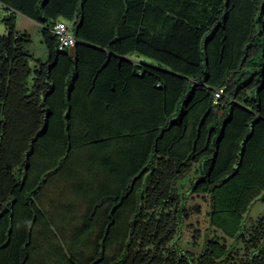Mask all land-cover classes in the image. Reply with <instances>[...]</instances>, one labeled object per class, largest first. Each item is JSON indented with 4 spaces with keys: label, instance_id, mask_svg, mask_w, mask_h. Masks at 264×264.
I'll return each instance as SVG.
<instances>
[{
    "label": "trees",
    "instance_id": "obj_1",
    "mask_svg": "<svg viewBox=\"0 0 264 264\" xmlns=\"http://www.w3.org/2000/svg\"><path fill=\"white\" fill-rule=\"evenodd\" d=\"M0 3L42 25L49 51L34 59L2 19L0 264H30L38 228L60 264H264V218L245 220L264 193V0ZM58 181L86 205L69 236L37 203ZM190 194L220 232L198 254L175 240Z\"/></svg>",
    "mask_w": 264,
    "mask_h": 264
},
{
    "label": "rangeland",
    "instance_id": "obj_2",
    "mask_svg": "<svg viewBox=\"0 0 264 264\" xmlns=\"http://www.w3.org/2000/svg\"><path fill=\"white\" fill-rule=\"evenodd\" d=\"M12 17L15 20L16 33L28 35L29 42L25 45L26 52L38 61L47 62L49 51L43 39V26L24 15L4 7V5L1 6V4L0 35L8 33V27L2 19ZM143 60L149 63L154 62L148 58H143ZM35 64L36 62L34 61L30 62L32 67ZM188 188L189 183H185L184 189L188 190ZM37 203L48 220H50L51 215L64 214L59 225L63 230L65 229L67 236L71 235L73 227L79 222L83 212L86 210L84 202L75 197L71 187L63 181L45 185L37 194ZM209 210L210 200L208 196L203 194L189 195L186 203L187 216L180 235L175 239L182 249L198 254L203 249L207 237L210 238L215 234H220L209 224ZM67 214L70 215L71 219L66 216ZM261 218H264V193L251 203L245 215L246 222H256ZM48 236L50 235L47 228H38L36 230L37 253L30 264H60L59 260L54 256L55 240H49Z\"/></svg>",
    "mask_w": 264,
    "mask_h": 264
},
{
    "label": "built area",
    "instance_id": "obj_3",
    "mask_svg": "<svg viewBox=\"0 0 264 264\" xmlns=\"http://www.w3.org/2000/svg\"><path fill=\"white\" fill-rule=\"evenodd\" d=\"M51 33L57 37L58 49L60 51H69L73 53L77 44L74 34L73 23L65 20H57L51 27ZM224 95V87L215 92L214 104L218 105L221 97Z\"/></svg>",
    "mask_w": 264,
    "mask_h": 264
},
{
    "label": "crops",
    "instance_id": "obj_4",
    "mask_svg": "<svg viewBox=\"0 0 264 264\" xmlns=\"http://www.w3.org/2000/svg\"><path fill=\"white\" fill-rule=\"evenodd\" d=\"M1 4V3H0ZM1 6H3L2 4H1ZM5 7V6H4ZM18 14H20V13H18ZM22 15V14H21Z\"/></svg>",
    "mask_w": 264,
    "mask_h": 264
},
{
    "label": "water",
    "instance_id": "obj_5",
    "mask_svg": "<svg viewBox=\"0 0 264 264\" xmlns=\"http://www.w3.org/2000/svg\"><path fill=\"white\" fill-rule=\"evenodd\" d=\"M21 14V13H20Z\"/></svg>",
    "mask_w": 264,
    "mask_h": 264
}]
</instances>
